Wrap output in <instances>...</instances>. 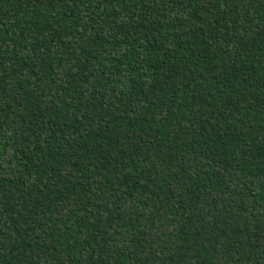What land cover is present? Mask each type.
<instances>
[{"label":"trees","instance_id":"trees-1","mask_svg":"<svg viewBox=\"0 0 264 264\" xmlns=\"http://www.w3.org/2000/svg\"><path fill=\"white\" fill-rule=\"evenodd\" d=\"M0 264H264V0H0Z\"/></svg>","mask_w":264,"mask_h":264}]
</instances>
